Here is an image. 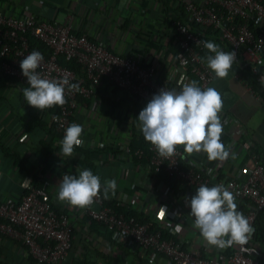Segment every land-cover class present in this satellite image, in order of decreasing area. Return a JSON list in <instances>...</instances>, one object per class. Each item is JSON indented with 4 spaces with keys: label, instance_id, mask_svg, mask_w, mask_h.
<instances>
[{
    "label": "built area",
    "instance_id": "obj_1",
    "mask_svg": "<svg viewBox=\"0 0 264 264\" xmlns=\"http://www.w3.org/2000/svg\"><path fill=\"white\" fill-rule=\"evenodd\" d=\"M155 2L163 20L160 28L166 31L167 40L160 44L161 48L155 49L152 61H146L138 50L131 53L116 51L95 40L89 32L77 31L70 22L60 23L33 13L0 8V73L14 77L22 86L28 87L20 60L34 51L30 35L40 39L50 51L48 55L42 54L44 59L36 71L49 80L67 77L70 83L79 85V91H68L66 87L67 102L62 107L39 110L49 127L63 137L70 124H80L84 129L80 137L82 145L93 148L114 147L117 143L114 138L108 139V134L120 136L121 147L136 165H145L160 178L165 174L194 190L201 185H224L233 193L235 203L244 200L251 203L243 214L254 228L257 214L264 207V159L244 134L231 136L225 143L231 157L238 149H245L249 155L248 171L236 169L233 174L223 171L220 165L199 167L194 159L188 158L182 146H177L175 156L164 159L149 142L146 147H132V141L135 132L141 133L137 118L140 111L160 89L179 92L185 83L193 80L205 88L213 79L214 73L206 62H202L210 54L203 47L204 41L226 43L228 50L218 46L223 51H234L236 62L251 66L256 78L264 84V0ZM181 7L186 19L174 12ZM62 58L76 60L82 65L84 74H78L64 64ZM239 75L242 76L241 71ZM139 106L141 110L137 108ZM32 108L29 106L27 114ZM88 121L90 129L86 125ZM95 126L104 138L86 139L84 136ZM60 142L58 140L57 144L61 147ZM73 154L81 155L76 150ZM183 161L189 167H184ZM69 168L62 169V178L84 170L82 166H77L79 171ZM161 179L169 193L186 192L187 188L177 189ZM84 210L109 232L108 236L93 239L92 247L120 257L123 263L264 264V251L254 233L247 245H234L228 255L220 256L214 250L185 240L181 231L188 221L180 212L173 214L175 222L153 229L151 221H156L155 216L142 220L137 213L119 211L106 203L102 191L93 205ZM2 236L11 243H20L35 264H66L67 261L86 264L78 261L69 212L56 209L42 187L33 184L32 178L28 180L25 192L0 198Z\"/></svg>",
    "mask_w": 264,
    "mask_h": 264
},
{
    "label": "crops",
    "instance_id": "obj_2",
    "mask_svg": "<svg viewBox=\"0 0 264 264\" xmlns=\"http://www.w3.org/2000/svg\"><path fill=\"white\" fill-rule=\"evenodd\" d=\"M155 1L159 0H0V8L33 13L60 23L70 22L77 31L89 32L95 40L104 42L116 51L131 53L138 50L146 61H152L155 49L161 48L160 44L167 40L166 31L160 28L163 20ZM214 43L229 49L226 43ZM241 51L244 53L243 49ZM240 67V62H235L226 79H217L214 74L205 88H216L223 100V109L219 114L223 125L222 143L225 145L231 136L244 134L264 159V100L239 75ZM24 88L14 77L0 73V143L22 160L21 163L16 162L0 144V198L10 193L25 192L31 178L27 173L36 176L44 195L71 216L78 261L86 264H133L131 261L123 263L120 257L93 248L92 240L108 236L109 232L102 224L91 219L84 209L70 207L58 200L61 171L70 167L77 157L74 154L71 157L63 156L58 150L47 153L42 147L41 140H49L50 137L44 126L35 121L39 118L47 126L48 123L38 109H29L30 113L27 114L29 105L23 97ZM89 124L88 121L86 125L89 127ZM89 131L84 136L86 139L104 138L97 126ZM107 138H114L118 146L103 148L95 157L94 166L102 185L107 180L116 181L114 197L117 202L131 206L150 218L155 216L158 224L162 225L175 222L173 214L180 212L188 221L181 231L186 241L214 250L220 256L230 253L232 247L219 249L209 246L193 227L194 217L190 215L187 201L195 195L196 190L187 188L184 193H169L167 185L158 175L145 165H136L127 157L121 147L120 136L115 137L110 133ZM188 158L194 159L199 167L220 165L223 171L230 174L236 169L247 172L250 163L245 149H238L234 157L229 153L228 159L223 162L209 161L203 152L188 155ZM0 260L2 264H35L20 243H11L4 236L0 237ZM66 264L74 263L67 261Z\"/></svg>",
    "mask_w": 264,
    "mask_h": 264
},
{
    "label": "clouds",
    "instance_id": "obj_3",
    "mask_svg": "<svg viewBox=\"0 0 264 264\" xmlns=\"http://www.w3.org/2000/svg\"><path fill=\"white\" fill-rule=\"evenodd\" d=\"M203 47L210 54L202 62H206L217 79H226L236 62V53L223 51L211 41H204ZM43 59V55L34 50L20 60L22 74L29 85L23 89L24 100L40 111L65 105L66 87L68 91H79V85L70 83L67 77L60 80L43 78L36 71ZM222 109L220 92L214 87L201 88L193 80L185 83L179 92L160 89L137 118L145 141L154 146L161 158L175 156L177 146H182L188 155L203 152L209 161L223 162L229 157V149L221 141L223 125L219 114ZM83 131L82 125L77 123L65 129L60 142L63 156L71 157L74 148L82 145ZM116 187L115 180L105 181L104 198H109L110 193L115 195ZM101 189L100 177L85 169L79 171L78 176H63L58 185V200L73 208H90ZM187 203L190 215L194 217L193 227L209 246L219 249L234 245L243 247L255 231L244 214L237 210L233 193L224 185H201Z\"/></svg>",
    "mask_w": 264,
    "mask_h": 264
},
{
    "label": "trees",
    "instance_id": "obj_4",
    "mask_svg": "<svg viewBox=\"0 0 264 264\" xmlns=\"http://www.w3.org/2000/svg\"><path fill=\"white\" fill-rule=\"evenodd\" d=\"M174 12H176V14H178V16H180L181 18L186 19L185 11L182 7L179 9H174ZM209 33L210 32L206 33V37H208ZM30 43H31V48H33L34 50L39 51L41 54H47V55L49 54V51H50L49 47L40 39L35 38L34 36L30 35ZM221 43H223V42H221ZM61 60L64 64L73 68L78 74H84V70H83L82 65L80 63H78L76 60H74V59L67 60L65 58H62ZM240 71H241L243 78L245 79L247 84L251 87V89L255 93H257L258 95H260L264 100V84L261 83L256 78V76L252 70V67L241 65ZM137 108L139 110L142 109V107H140V106ZM35 122L43 125L44 129L49 134V137H50L49 140H45V139L41 140V145L46 150V152L52 153V152L58 150L62 154V148L59 145H57V146L55 145L56 140H62L63 139L62 135L60 133H58L53 127L47 126V124L39 118H36ZM1 146L5 149L3 144H1ZM137 146L146 147V141L143 137L142 132L140 134L138 132L137 133L135 132V134H134L133 141H132V147H137ZM102 149L103 148L98 149V148L85 147L83 145H81L79 147H75L74 150L80 152L81 155L79 157H77L75 159V161L70 163L69 170L75 171L77 169V166H82V167H84V170L89 169L93 172L94 175H98V173H96V171H95L94 159ZM6 152L13 159H15L16 162L20 161L18 163H21L22 160L18 154L11 153L8 150H6ZM182 165L184 167H189V165L185 161H183ZM75 173L77 176L79 175V173H77V172H75ZM27 174H28V176L30 175V177L32 178L33 184L40 186L36 176H33L29 173H27ZM161 178H164L170 186H174L177 189L188 188L185 185H183L181 182H179L173 178H168L165 174H161ZM101 186H102L101 191L103 193V185L101 184ZM105 201H106V203L112 205L113 207H115L119 211H125L127 213L134 212V213H137L142 220H150V218L148 216L143 215L142 213H140L136 209L132 208L131 206L124 205L123 203L117 202L116 198L111 193L109 194V198L105 199ZM236 204H237V210L244 213L249 208V204H251V203L248 200H244V201H242L240 203H236ZM53 206L56 209L60 210L55 205H53ZM151 227L153 229L158 228V227H160V224H158L156 221H151ZM254 229H255L254 237L256 239V242L260 245V247L264 251V207L262 209H260L258 214H257L256 220L254 222ZM165 232L167 233V230H165ZM0 264H2L1 260H0Z\"/></svg>",
    "mask_w": 264,
    "mask_h": 264
}]
</instances>
